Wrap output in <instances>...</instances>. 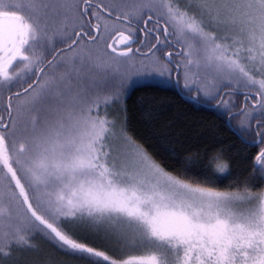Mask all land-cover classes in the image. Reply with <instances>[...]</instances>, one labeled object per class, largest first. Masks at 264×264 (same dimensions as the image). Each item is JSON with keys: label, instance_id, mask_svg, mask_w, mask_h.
Returning a JSON list of instances; mask_svg holds the SVG:
<instances>
[{"label": "snow or ice", "instance_id": "snow-or-ice-1", "mask_svg": "<svg viewBox=\"0 0 264 264\" xmlns=\"http://www.w3.org/2000/svg\"><path fill=\"white\" fill-rule=\"evenodd\" d=\"M134 53L264 144V0H0V264H264V148L226 190L166 169L109 114Z\"/></svg>", "mask_w": 264, "mask_h": 264}, {"label": "trees", "instance_id": "trees-1", "mask_svg": "<svg viewBox=\"0 0 264 264\" xmlns=\"http://www.w3.org/2000/svg\"><path fill=\"white\" fill-rule=\"evenodd\" d=\"M140 38H143L142 34ZM138 46V42L132 45L133 49ZM141 51L146 52L147 47L141 48ZM133 57L147 58L135 53ZM175 59L177 58L174 57ZM120 71L123 74L121 90L125 92L123 115L126 117L127 130L136 142L143 145L166 169L171 171L179 168L178 161L191 158L195 162L193 175L202 181L205 175L216 174L217 164H227L230 174H221L224 178L218 184L212 185L219 190H226L230 182H236L233 183V187H236L253 175L255 156L264 148V144L253 147L241 139L237 129L242 117L233 118L229 124L227 117L221 114L220 110L206 105L215 104V101L202 104L190 102L176 86L158 82L164 78H143L135 82L133 68L127 63H122ZM172 79L174 80V72ZM182 80L181 76V88ZM236 100L237 108L233 111L239 110L244 97H236ZM169 150L174 151L175 159L170 157ZM252 190L264 191V184L256 183ZM36 243H40L39 251L35 257L31 253L25 254L22 258L25 264H32L36 258H39L42 264H82L80 261L64 257L42 242ZM109 254L126 258L139 252L109 251Z\"/></svg>", "mask_w": 264, "mask_h": 264}, {"label": "rangeland", "instance_id": "rangeland-1", "mask_svg": "<svg viewBox=\"0 0 264 264\" xmlns=\"http://www.w3.org/2000/svg\"><path fill=\"white\" fill-rule=\"evenodd\" d=\"M124 63H127V64H130L133 68V75L134 77L133 78H136V81H140L142 80L143 78H146V79H149V78H154L155 80H158L162 77H159L157 75H137V73H143L145 71L147 72H151L152 70V67H153V62L151 60H149L148 58H134L132 57L131 60L127 61V62H124ZM142 69V70H141ZM159 83H163V80L161 81H158ZM181 83H184V80H182ZM113 90V89H112ZM112 90H109V91H112ZM227 91V90H225ZM121 92L123 93L122 95V100H121V103L119 105V108L116 109V108H112V109H109V114L111 116H116L117 114H119L120 116L124 117L123 115V101H124V98H125V92L124 90L122 89ZM103 114V113H101ZM128 131V130H127ZM129 134V132H128ZM130 135V134H129ZM131 136V135H130ZM140 144V143H139ZM143 146V145H142ZM144 147V146H143ZM145 148V147H144ZM149 153V152H148ZM150 154V153H149ZM153 157V156H152ZM155 159V158H154ZM156 160V159H155ZM159 162V161H158ZM254 192H261V191H254Z\"/></svg>", "mask_w": 264, "mask_h": 264}, {"label": "flooded vegetation", "instance_id": "flooded-vegetation-1", "mask_svg": "<svg viewBox=\"0 0 264 264\" xmlns=\"http://www.w3.org/2000/svg\"><path fill=\"white\" fill-rule=\"evenodd\" d=\"M138 47H140V45L138 46ZM141 52H143V51H141ZM145 52V51H144ZM174 59V58H173ZM175 72H174V80H175ZM177 87V86H176ZM179 88H180V90H181V84L179 85Z\"/></svg>", "mask_w": 264, "mask_h": 264}, {"label": "water", "instance_id": "water-1", "mask_svg": "<svg viewBox=\"0 0 264 264\" xmlns=\"http://www.w3.org/2000/svg\"><path fill=\"white\" fill-rule=\"evenodd\" d=\"M176 78H177V74H175V79ZM177 88L180 90L179 85L177 86ZM206 105H208V104H206ZM208 106H211V105H208Z\"/></svg>", "mask_w": 264, "mask_h": 264}, {"label": "bare ground", "instance_id": "bare-ground-1", "mask_svg": "<svg viewBox=\"0 0 264 264\" xmlns=\"http://www.w3.org/2000/svg\"><path fill=\"white\" fill-rule=\"evenodd\" d=\"M142 70V69H141ZM130 90V89H129ZM127 91V90H126ZM131 91V90H130ZM127 94V93H126Z\"/></svg>", "mask_w": 264, "mask_h": 264}]
</instances>
